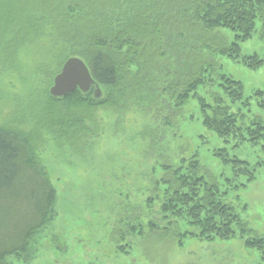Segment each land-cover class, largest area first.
Returning <instances> with one entry per match:
<instances>
[{"label": "trees", "instance_id": "16d2710c", "mask_svg": "<svg viewBox=\"0 0 264 264\" xmlns=\"http://www.w3.org/2000/svg\"><path fill=\"white\" fill-rule=\"evenodd\" d=\"M253 36L264 42V0H0V77L32 47L33 72L41 80L37 94L28 95V110L0 123V264L30 261L35 236L55 218L57 193L39 154L46 136L80 154L99 130L100 112L134 111L173 127L195 102L205 129L225 143L235 139L234 146L262 142L264 151L263 121L242 112L250 106L242 81L215 60L225 56L258 70L264 58L241 55V43ZM69 57L85 62L94 83L86 92L53 96L49 85ZM254 96L264 106V92ZM144 136L150 150L165 138L158 130ZM213 155L232 170L225 188L205 179L197 153L179 155L177 164L162 156L163 175L146 199L151 211L158 202V217L123 224L134 235L145 227L161 231L180 246L184 238L238 236L264 261V237L248 235L252 230L228 200V191L254 180L256 168L225 148ZM126 234L121 230L120 239Z\"/></svg>", "mask_w": 264, "mask_h": 264}, {"label": "rangeland", "instance_id": "374dc122", "mask_svg": "<svg viewBox=\"0 0 264 264\" xmlns=\"http://www.w3.org/2000/svg\"><path fill=\"white\" fill-rule=\"evenodd\" d=\"M32 51V47L20 51L18 67L0 77V123L9 121L22 108L28 110V95L38 92L41 80L33 72ZM254 52L264 58V42L257 36L241 43V55ZM215 60L222 72L242 81L244 96L250 99V106L242 112L264 123V106L259 105L260 97L254 96L258 89L264 92V66L252 70L225 56H215ZM185 113V117L173 120L171 127L160 118L134 111L118 115L100 112L99 130L80 154L46 136L39 154L56 189V215L51 225L35 236L33 258L28 262L13 259V264H264L260 254L246 247L238 236L213 242L184 238L180 246L177 239L161 231L150 232L145 227L143 233L134 235L123 224L140 221L145 225L158 217V202L151 211L146 199L154 179L163 175L159 166L162 156L177 164L179 155L197 153L201 174L225 188L224 178L232 177V170L213 155L225 148L230 156L256 168L254 180L228 191V200L252 230L248 235L264 237L262 142L234 146L235 139H230L225 143L203 127L195 102ZM154 130L165 138L150 150L144 132ZM244 181V176L237 179ZM121 230L127 232L124 240L119 236ZM120 245H124L123 250Z\"/></svg>", "mask_w": 264, "mask_h": 264}, {"label": "water", "instance_id": "95a60500", "mask_svg": "<svg viewBox=\"0 0 264 264\" xmlns=\"http://www.w3.org/2000/svg\"><path fill=\"white\" fill-rule=\"evenodd\" d=\"M93 83L94 79L85 62L79 57H69L54 76L49 93L53 96H63L76 88L86 92ZM100 95L101 91L99 87H96L94 96L99 97Z\"/></svg>", "mask_w": 264, "mask_h": 264}]
</instances>
